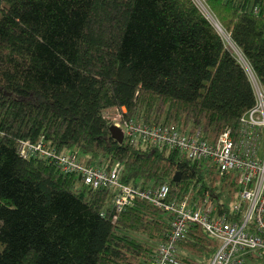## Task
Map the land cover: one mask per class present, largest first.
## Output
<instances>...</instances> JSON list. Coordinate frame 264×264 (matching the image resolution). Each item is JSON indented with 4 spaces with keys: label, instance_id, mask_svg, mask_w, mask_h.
<instances>
[{
    "label": "trees",
    "instance_id": "trees-1",
    "mask_svg": "<svg viewBox=\"0 0 264 264\" xmlns=\"http://www.w3.org/2000/svg\"><path fill=\"white\" fill-rule=\"evenodd\" d=\"M203 1L264 91V17L253 13L264 0ZM209 19L194 0H0V264H148L171 231L173 215L141 199L115 221L114 190L21 157V142L43 140L107 171L119 163L124 184L168 186L169 198L198 205L209 196L240 219L236 175L176 151L120 145L107 119L126 108L128 119L200 131L212 144L236 135L257 97ZM218 247L193 225L177 261L210 264Z\"/></svg>",
    "mask_w": 264,
    "mask_h": 264
},
{
    "label": "built area",
    "instance_id": "built-area-1",
    "mask_svg": "<svg viewBox=\"0 0 264 264\" xmlns=\"http://www.w3.org/2000/svg\"><path fill=\"white\" fill-rule=\"evenodd\" d=\"M253 13L264 17L260 6H255ZM247 69L252 83L255 81L257 105L243 116L236 135L227 131L214 144L203 140L200 131L188 134L176 127L151 126L128 119L126 108L117 109L107 117L112 126L122 131L124 142L129 146L142 144L176 151L194 162L215 167L221 175H236L239 191L231 209L239 220L219 213L209 196L198 205L189 197L169 198L168 186L145 190L124 184L121 164H116L111 171L86 165L77 152L58 154L43 140L21 142L19 154L23 158L39 157L64 173L79 175L87 188L114 190L115 221L137 199L170 212L173 219L168 239L157 246L155 257L148 264H179V244L187 238L193 225H200L219 242L210 264H247L251 255L264 259V91L252 70Z\"/></svg>",
    "mask_w": 264,
    "mask_h": 264
},
{
    "label": "rangeland",
    "instance_id": "rangeland-1",
    "mask_svg": "<svg viewBox=\"0 0 264 264\" xmlns=\"http://www.w3.org/2000/svg\"><path fill=\"white\" fill-rule=\"evenodd\" d=\"M195 3L197 4V6L201 9V11L204 13V15L209 19V14L213 15L211 13V11L209 10V8L207 7V5L205 4V2L203 0H194ZM214 16V15H213ZM215 17V16H214ZM210 20V19H209ZM211 21V20H210ZM212 22V21H211ZM213 23V22H212ZM220 24V23H219ZM213 25L218 29V27L216 26V24L213 23ZM222 27V26H221ZM224 30V29H223ZM220 35L222 36L226 46L237 56V58L239 59V61L246 67L249 68L248 64H246L243 56L240 54L238 48L236 47V45L233 43V41L231 40V37L228 35V33L224 30L225 33H221L220 30L218 29ZM248 70V69H247ZM248 72V71H247ZM249 73V72H248ZM255 81H253V86L255 85L254 83ZM115 113L114 109H110L107 111L108 115H113ZM251 264V263H249ZM257 264H263V263H257Z\"/></svg>",
    "mask_w": 264,
    "mask_h": 264
},
{
    "label": "water",
    "instance_id": "water-1",
    "mask_svg": "<svg viewBox=\"0 0 264 264\" xmlns=\"http://www.w3.org/2000/svg\"><path fill=\"white\" fill-rule=\"evenodd\" d=\"M217 30H218V29H217ZM218 32H219V31H218ZM110 132H111L112 138H113L116 142H118L120 145H122V144L124 143V135H123L122 131H121L119 128H117V127H115V126H112V127L110 128ZM180 177H181V174H180V173H177V174L175 175V177H174V180H175L176 182H179V181H180ZM80 179H81V177H80Z\"/></svg>",
    "mask_w": 264,
    "mask_h": 264
},
{
    "label": "crops",
    "instance_id": "crops-1",
    "mask_svg": "<svg viewBox=\"0 0 264 264\" xmlns=\"http://www.w3.org/2000/svg\"><path fill=\"white\" fill-rule=\"evenodd\" d=\"M180 251H181V250L179 249V252H180ZM179 252H178V253H179Z\"/></svg>",
    "mask_w": 264,
    "mask_h": 264
},
{
    "label": "bare ground",
    "instance_id": "bare-ground-1",
    "mask_svg": "<svg viewBox=\"0 0 264 264\" xmlns=\"http://www.w3.org/2000/svg\"><path fill=\"white\" fill-rule=\"evenodd\" d=\"M250 69V68H249Z\"/></svg>",
    "mask_w": 264,
    "mask_h": 264
}]
</instances>
